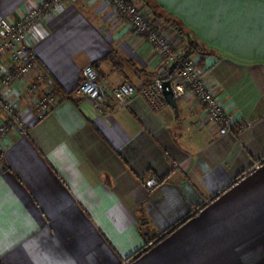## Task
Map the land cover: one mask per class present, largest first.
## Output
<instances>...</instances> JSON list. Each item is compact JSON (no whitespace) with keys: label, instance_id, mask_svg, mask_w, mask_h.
I'll list each match as a JSON object with an SVG mask.
<instances>
[{"label":"crops","instance_id":"1","mask_svg":"<svg viewBox=\"0 0 264 264\" xmlns=\"http://www.w3.org/2000/svg\"><path fill=\"white\" fill-rule=\"evenodd\" d=\"M39 1L0 0V18ZM133 1L180 52L202 48L191 57L231 131L190 94L118 105L111 90L151 82L162 58L107 0L62 3L27 36L55 104L34 108L50 86L27 92L34 70L1 89L29 128L0 143V264H264V0ZM87 65L99 107L72 93Z\"/></svg>","mask_w":264,"mask_h":264},{"label":"built area","instance_id":"2","mask_svg":"<svg viewBox=\"0 0 264 264\" xmlns=\"http://www.w3.org/2000/svg\"><path fill=\"white\" fill-rule=\"evenodd\" d=\"M70 0H40L34 7L23 12L17 19L9 21L0 18V57L8 55L9 63L0 62V111L4 113V119L0 121V143L12 130L26 133L29 126L15 109V105L2 97V87L12 86L28 75L32 70L36 71L34 82L27 85L29 93L37 89L39 83H47L46 92L34 102V108L39 115L50 110L55 103L56 90L52 87L48 74L37 65L34 51L27 42L28 33L47 13L56 11L62 3ZM113 9L123 17L137 34L145 37V41L156 49V53L162 58V65L156 77L151 82L135 86L129 81H122L111 90V97L118 105L126 103L133 95H139L154 110L161 109L166 103L163 97L162 84L169 81L175 99L182 98L186 94L193 96L202 104L208 120L217 126L219 133L230 132L232 120L224 111L218 100L219 92L210 87L200 76L193 57L184 58L166 37L147 20L144 12L135 1L132 0H107ZM80 82L73 90V94L80 95L98 107L105 101L106 96L102 90L98 73L92 65L83 68ZM69 96V95H68ZM67 96V97H68ZM259 163L253 165L258 169ZM159 181L155 178L148 179L149 187H155Z\"/></svg>","mask_w":264,"mask_h":264},{"label":"trees","instance_id":"3","mask_svg":"<svg viewBox=\"0 0 264 264\" xmlns=\"http://www.w3.org/2000/svg\"><path fill=\"white\" fill-rule=\"evenodd\" d=\"M168 21L173 27H175L178 31L183 33L182 29L179 27L180 25L176 21H174V20H168ZM198 51L202 52V48L197 46L196 44H194L192 42V40L189 39L187 50L184 51V53H183L184 58L190 57V56L194 55L195 53H197Z\"/></svg>","mask_w":264,"mask_h":264},{"label":"water","instance_id":"4","mask_svg":"<svg viewBox=\"0 0 264 264\" xmlns=\"http://www.w3.org/2000/svg\"><path fill=\"white\" fill-rule=\"evenodd\" d=\"M162 90H163V97L168 105L170 104L171 107H176V99L174 98L173 91L170 90V84L169 81H164L162 84Z\"/></svg>","mask_w":264,"mask_h":264},{"label":"rangeland","instance_id":"5","mask_svg":"<svg viewBox=\"0 0 264 264\" xmlns=\"http://www.w3.org/2000/svg\"><path fill=\"white\" fill-rule=\"evenodd\" d=\"M133 1V0H132ZM117 13V12H116ZM118 14V13H117ZM119 15V14H118ZM121 16V15H120ZM8 20V19H7ZM151 23V22H150ZM129 29H131V26L129 25ZM132 30V29H131ZM136 33V32H135ZM48 86V85H47ZM51 86V85H50ZM52 87H54L53 85H52ZM54 89H55V87H54ZM67 97V96H66ZM72 98V97H71ZM36 100V99H35ZM35 102V101H34ZM55 104V103H54ZM51 109V108H50ZM20 114V113H19ZM21 115V114H20Z\"/></svg>","mask_w":264,"mask_h":264}]
</instances>
